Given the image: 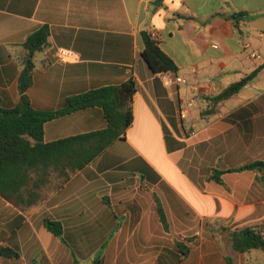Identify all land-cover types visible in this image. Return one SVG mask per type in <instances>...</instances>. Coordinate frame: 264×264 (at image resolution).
<instances>
[{"label": "crops", "instance_id": "1", "mask_svg": "<svg viewBox=\"0 0 264 264\" xmlns=\"http://www.w3.org/2000/svg\"><path fill=\"white\" fill-rule=\"evenodd\" d=\"M238 12L253 16L240 30L230 18ZM43 26L49 47L33 58L32 104L58 110L132 78L134 120L82 170L53 173L36 204L0 196V247L20 253L0 264H248L230 236L264 224V169L239 171L264 162V69L230 99L212 100L264 65V0H0L4 108L21 100L24 43ZM142 32L178 74H153ZM105 126L101 108L77 111L46 123L45 142ZM47 217L63 225L61 238Z\"/></svg>", "mask_w": 264, "mask_h": 264}, {"label": "trees", "instance_id": "2", "mask_svg": "<svg viewBox=\"0 0 264 264\" xmlns=\"http://www.w3.org/2000/svg\"><path fill=\"white\" fill-rule=\"evenodd\" d=\"M249 12L230 16L239 30L242 23L252 18ZM50 30L43 26L34 31L24 43L28 55L19 80L23 91L20 102L13 108L0 105V196L24 208L36 204L41 191L53 173L68 178L80 171L118 140L125 138L134 120L133 97L137 91L134 79L119 85H109L71 96L66 106L58 110L44 111L36 108L27 94L34 84L37 52L49 47ZM144 49L142 58L155 75L178 74L179 68L161 48L150 32H142ZM264 65L234 83L213 98L216 104L240 93L253 83ZM99 107L104 113L106 126L93 132L74 135L53 142H45V124L77 111ZM264 169V162L245 165L239 171ZM46 229L56 237H62L63 225L49 217L44 220ZM232 248L244 255L254 250L264 253L263 224L236 229L230 236ZM0 257L20 258L18 250L0 247ZM228 264H233L227 259Z\"/></svg>", "mask_w": 264, "mask_h": 264}, {"label": "rangeland", "instance_id": "3", "mask_svg": "<svg viewBox=\"0 0 264 264\" xmlns=\"http://www.w3.org/2000/svg\"><path fill=\"white\" fill-rule=\"evenodd\" d=\"M263 227H264V224H263ZM241 258H242L243 263H245L244 261H247L248 264H261L262 262H264V255H262V252L258 250H254L249 253H246L242 255ZM235 260H236V263H238L239 258L235 257L234 262ZM80 262L81 264H85L84 260L81 258H80Z\"/></svg>", "mask_w": 264, "mask_h": 264}, {"label": "built area", "instance_id": "4", "mask_svg": "<svg viewBox=\"0 0 264 264\" xmlns=\"http://www.w3.org/2000/svg\"><path fill=\"white\" fill-rule=\"evenodd\" d=\"M60 58H61L63 61H66V60L68 59V54H67V53H62V54L60 55ZM177 80H178L179 82H185V80L182 79V78H177Z\"/></svg>", "mask_w": 264, "mask_h": 264}]
</instances>
